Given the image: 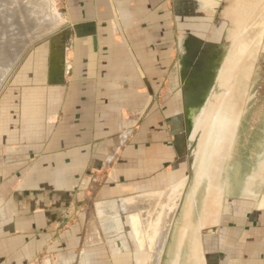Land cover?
<instances>
[{"label": "crops", "instance_id": "0c3cea01", "mask_svg": "<svg viewBox=\"0 0 264 264\" xmlns=\"http://www.w3.org/2000/svg\"><path fill=\"white\" fill-rule=\"evenodd\" d=\"M69 6L83 27L76 57L87 61L75 64L64 99L66 133L56 136L62 144L42 151L39 139L34 161L30 152L0 164V250H7L0 264H264V126L256 125L259 116L264 125V70L259 77L255 62L264 13L248 24L255 8H232L240 16L236 33L225 65L217 64L216 90L224 94L226 78L241 84L236 98L217 106L219 120L230 117L236 130L225 134L219 121V134L194 129L189 137L175 129L169 94L160 96L173 65L170 2L69 0ZM206 113L200 110V129ZM178 140L189 162L177 182ZM189 140L202 144L193 158ZM197 184L201 210L211 215L200 223L192 213L179 220ZM19 235L23 241L15 244ZM65 235H72L67 249L56 237Z\"/></svg>", "mask_w": 264, "mask_h": 264}, {"label": "rangeland", "instance_id": "374dc122", "mask_svg": "<svg viewBox=\"0 0 264 264\" xmlns=\"http://www.w3.org/2000/svg\"><path fill=\"white\" fill-rule=\"evenodd\" d=\"M168 1L174 9V45L170 52L173 65L167 89L161 91L160 96L169 94L171 98L170 105L175 109V129L177 132L185 131L189 137L194 129L198 130L196 134H219L220 121L224 133L231 134L235 121H228L230 117L219 120L217 106H221L225 98H236L241 84L232 86L230 78L225 77L223 87L229 93L216 90L219 79L216 75L217 64L219 67L225 65L226 59L223 58L228 55L232 35L236 33L234 20L240 16L232 8L239 3L255 8L247 20L250 24L264 13V0ZM69 7V0H0V164L3 160L15 162L23 159L30 152L33 154H29V157L34 161L39 139L45 143L42 151L55 149L57 142L59 146L62 144V137L58 141L56 136L66 133L62 131L66 124L61 123L63 103L71 93L70 84L74 83L73 70L79 60L76 51H83L77 42L83 27L75 25ZM115 34L121 35L119 32ZM220 37L222 41L218 43L216 40ZM258 38L255 62L262 78L264 25L263 34ZM221 55L223 60L220 59ZM81 60L87 61L81 58L78 62ZM247 63L248 59L245 58L237 67L246 66ZM263 91L264 87H261V96ZM201 109L205 113L207 111L202 129ZM192 110L195 119L199 116L197 124L192 121ZM262 119L261 116L257 117L256 125L263 127ZM179 140L176 148L179 167L177 182L183 179V170L189 162L185 144ZM199 142L196 141V147L202 145ZM196 153L199 156L198 150ZM1 172L5 174L8 170ZM162 185L161 189L167 191V185ZM71 236L65 235L64 239L56 236L63 249L72 245ZM22 238V235L16 236L15 244L22 242ZM96 242L100 243L101 240ZM6 254L7 250H0V260L7 257ZM96 254L97 259L103 258L102 252L97 250Z\"/></svg>", "mask_w": 264, "mask_h": 264}, {"label": "flooded vegetation", "instance_id": "af4514ba", "mask_svg": "<svg viewBox=\"0 0 264 264\" xmlns=\"http://www.w3.org/2000/svg\"><path fill=\"white\" fill-rule=\"evenodd\" d=\"M195 162H196V165H195L196 169L194 172L195 173L194 178L197 177L196 173L198 170V166L200 165L199 161L195 160ZM193 182L196 184V183H199V180L196 182V180L194 179ZM189 194H190V191L188 190V192L186 194L187 197H186V199L183 200L181 208L179 210L178 218H179V220L184 219V221H188L187 217L190 216V214L192 213V216L195 215L196 221L200 223L201 220L207 219V216H210L211 212H208L207 214H205V211L201 210L200 196H199L200 191L198 188V184L194 188L193 193H191V195L188 196ZM186 225H188V224H186ZM186 225L183 224V226H186Z\"/></svg>", "mask_w": 264, "mask_h": 264}, {"label": "water", "instance_id": "95a60500", "mask_svg": "<svg viewBox=\"0 0 264 264\" xmlns=\"http://www.w3.org/2000/svg\"><path fill=\"white\" fill-rule=\"evenodd\" d=\"M195 144H196V141L190 143V145H189V155L191 158H193L192 152H193V148H194Z\"/></svg>", "mask_w": 264, "mask_h": 264}]
</instances>
